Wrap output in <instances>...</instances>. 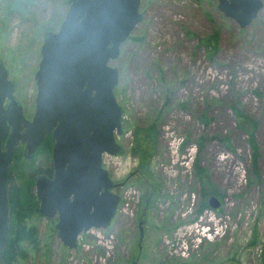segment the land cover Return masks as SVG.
I'll use <instances>...</instances> for the list:
<instances>
[{"label": "rangeland", "instance_id": "obj_1", "mask_svg": "<svg viewBox=\"0 0 264 264\" xmlns=\"http://www.w3.org/2000/svg\"><path fill=\"white\" fill-rule=\"evenodd\" d=\"M218 2L141 1L142 21L110 62L124 111L120 152L103 157L121 196L116 215L81 233L73 249L57 236V216L32 215L27 225L39 241L26 242L15 264H264V6L241 27ZM68 8L69 0H0V58L28 117L44 35L59 29ZM216 32L210 59L199 41ZM235 107L256 123L258 174ZM161 108L159 143L145 167L132 152L133 133ZM44 144L29 160L20 145L8 186L22 188L49 166ZM211 195L220 206L199 211Z\"/></svg>", "mask_w": 264, "mask_h": 264}, {"label": "water", "instance_id": "obj_2", "mask_svg": "<svg viewBox=\"0 0 264 264\" xmlns=\"http://www.w3.org/2000/svg\"><path fill=\"white\" fill-rule=\"evenodd\" d=\"M141 1L69 0L59 29L44 35L32 119L0 58V252L10 235V165L21 144L24 158L32 159L50 131L54 176L36 175V196L42 215L58 213L55 229L63 244L76 248L81 233L106 228L116 215L121 196L111 191L116 183L103 156L120 152L124 111L115 95L119 70L110 62L142 21ZM263 6V0H219L217 7L247 27ZM209 204L218 208L220 200L211 196ZM143 236L141 229L140 240Z\"/></svg>", "mask_w": 264, "mask_h": 264}, {"label": "trees", "instance_id": "obj_3", "mask_svg": "<svg viewBox=\"0 0 264 264\" xmlns=\"http://www.w3.org/2000/svg\"><path fill=\"white\" fill-rule=\"evenodd\" d=\"M16 5V3H15ZM199 45L205 47L207 56L211 59L219 50V36L218 32L214 34L207 35L206 37L200 38ZM164 110L156 109L150 116H148L145 124L142 126H137L133 136V146L132 152L138 154L142 158V166H147V159L156 150L159 143V128L160 121L162 119ZM235 114L240 126L247 127L250 133V142L252 147L255 149L253 156L254 168L257 172V145L254 135V130L256 129L255 122L250 121L238 108L235 107ZM45 142V144H44ZM53 138L47 137L41 143L45 145L46 157L49 159L51 164L52 159V146ZM186 142L181 144L184 146ZM146 163V164H145ZM13 164V163H12ZM12 164L10 166H12ZM49 165V164H48ZM198 164L196 163V167ZM34 171H43L47 168L38 167ZM32 179V180H31ZM28 179L27 183L22 188H17L16 186H8V202H9V237L5 244L4 251L0 252V264H15L19 258H25L27 256V251L25 248V243H37L38 232L36 225H27V219L32 215H40L39 212V201L35 193V185L33 178ZM214 193V192H213ZM212 196V195H211ZM210 196V197H211ZM209 197V199H210ZM204 208H210L208 201H204L201 204L199 211Z\"/></svg>", "mask_w": 264, "mask_h": 264}, {"label": "flooded vegetation", "instance_id": "obj_4", "mask_svg": "<svg viewBox=\"0 0 264 264\" xmlns=\"http://www.w3.org/2000/svg\"><path fill=\"white\" fill-rule=\"evenodd\" d=\"M11 78V77H10ZM12 79V78H11ZM14 80V79H13ZM15 81V80H14ZM16 82V81H15ZM16 84H17V82H16ZM16 90H17V88H16ZM15 96H16V98L18 99V101L20 102V104L23 106V104H22V102H21V100L18 98V96L16 95V91H15ZM36 98V97H35ZM8 104V100H6L5 101V103H4V107H6V105ZM23 109H24V106H23ZM35 112V111H34ZM24 114H25V116H26V118H28V119H32V117H28L27 115H26V112H25V110H24ZM34 115V114H33ZM25 127L24 126H22V129L21 130H23ZM52 137L53 138V136H52V132L50 131V132H47V134H46V137L45 138H47V137ZM54 140V139H53ZM53 145H54V142H53ZM20 147V146H19ZM52 148H53V146H52ZM52 160V159H51ZM37 170H39V168H37ZM42 173H44V174H47L50 178H53V176H54V167H53V162L51 161V164H49V166H48V168L46 169V170H43V171H34V173H33V180H34V185H35V177H36V175H38V174H42ZM114 183H116V182H114ZM118 188V186H114V187H112L111 188V191H113L114 192V190L115 189H117ZM35 193H36V186H35ZM54 216H57V222H58V213H56ZM56 226V225H55ZM141 229H143V227H142V225L140 224V230ZM143 231H144V229H143ZM141 232V231H140ZM57 233V232H56Z\"/></svg>", "mask_w": 264, "mask_h": 264}]
</instances>
